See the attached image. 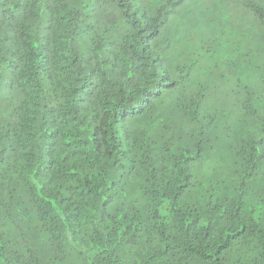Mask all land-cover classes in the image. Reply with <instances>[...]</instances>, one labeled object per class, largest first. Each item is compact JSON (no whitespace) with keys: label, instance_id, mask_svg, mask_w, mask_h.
<instances>
[{"label":"trees","instance_id":"16d2710c","mask_svg":"<svg viewBox=\"0 0 264 264\" xmlns=\"http://www.w3.org/2000/svg\"><path fill=\"white\" fill-rule=\"evenodd\" d=\"M196 1L0 0V264H264V119L165 66Z\"/></svg>","mask_w":264,"mask_h":264},{"label":"rangeland","instance_id":"374dc122","mask_svg":"<svg viewBox=\"0 0 264 264\" xmlns=\"http://www.w3.org/2000/svg\"><path fill=\"white\" fill-rule=\"evenodd\" d=\"M183 13V21L165 33V66L178 75L184 71L190 86L202 84V106L223 114L239 135H256L264 119L260 25L237 0H198ZM197 89L179 88L172 97L181 102L184 95H198Z\"/></svg>","mask_w":264,"mask_h":264},{"label":"snow or ice","instance_id":"6c2138e0","mask_svg":"<svg viewBox=\"0 0 264 264\" xmlns=\"http://www.w3.org/2000/svg\"><path fill=\"white\" fill-rule=\"evenodd\" d=\"M260 15L264 16V2L261 3V12Z\"/></svg>","mask_w":264,"mask_h":264},{"label":"clouds","instance_id":"9594fccd","mask_svg":"<svg viewBox=\"0 0 264 264\" xmlns=\"http://www.w3.org/2000/svg\"><path fill=\"white\" fill-rule=\"evenodd\" d=\"M258 24H259V25H260V27H261V37H262V35H263V31H262V24H261V22H259Z\"/></svg>","mask_w":264,"mask_h":264}]
</instances>
